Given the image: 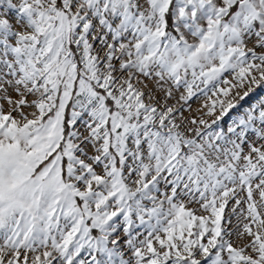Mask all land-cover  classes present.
Masks as SVG:
<instances>
[{
  "label": "snow or ice",
  "instance_id": "snow-or-ice-1",
  "mask_svg": "<svg viewBox=\"0 0 264 264\" xmlns=\"http://www.w3.org/2000/svg\"><path fill=\"white\" fill-rule=\"evenodd\" d=\"M0 264H264V0H0Z\"/></svg>",
  "mask_w": 264,
  "mask_h": 264
}]
</instances>
